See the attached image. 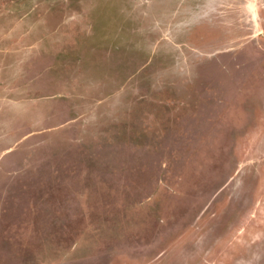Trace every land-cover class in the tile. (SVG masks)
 Listing matches in <instances>:
<instances>
[{
  "label": "rangeland",
  "instance_id": "rangeland-1",
  "mask_svg": "<svg viewBox=\"0 0 264 264\" xmlns=\"http://www.w3.org/2000/svg\"><path fill=\"white\" fill-rule=\"evenodd\" d=\"M0 264H264V0H0Z\"/></svg>",
  "mask_w": 264,
  "mask_h": 264
}]
</instances>
